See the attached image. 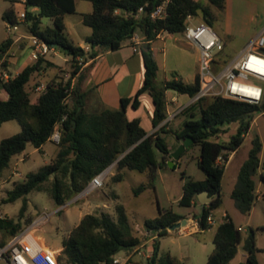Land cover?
Masks as SVG:
<instances>
[{
	"label": "trees",
	"instance_id": "trees-1",
	"mask_svg": "<svg viewBox=\"0 0 264 264\" xmlns=\"http://www.w3.org/2000/svg\"><path fill=\"white\" fill-rule=\"evenodd\" d=\"M88 1L92 2L93 10L82 13V21L92 29L91 35L86 39L90 44L89 50L75 45L65 33V15L76 13V0H27L29 29L50 45L60 46V51L71 56V76H74L83 65L78 63L79 56L84 57L86 61L97 55V48L117 50L141 28L147 41L142 47L144 83L133 97H122L119 108H105L100 111H88L85 108L86 94L77 89L72 90L71 78L67 82L54 78L47 84L37 102H33V88L29 86L32 76L44 68V62L47 65L52 64L43 58L27 65L15 78L3 84L9 97L0 99V124L16 119L22 129L0 141V171L7 168L11 159L22 153L29 143L36 148L45 145L50 141L57 124L61 123L62 138L55 159L39 170L28 173L4 199L5 202H10L23 197L21 214L27 208V195L40 191L43 184L52 177V197L62 206L80 194L98 174L114 162H117L114 181L122 180L123 170L127 168L148 173V182L135 188L136 194L148 186H153L158 169L163 162L170 159L171 151L178 146L170 149L169 143L160 135L168 130V125H162L155 133L148 134L139 118H128L127 108L130 105L138 108L140 96L149 93L155 105L153 125L157 127L167 118V90L194 96L200 88V83L198 77L195 82L188 83L182 77L177 79L174 76L158 84L159 64L151 49V41L164 31L183 32L189 15L196 17L202 12L204 21L211 24L215 17L214 10L223 11L226 8V0H207V3L196 0H169L166 16L152 19L146 12L151 13L162 0ZM141 6L144 7L143 15L137 17ZM34 7L38 8V12L31 10ZM44 17L51 18L53 24L43 27ZM3 18L14 23V8L6 10ZM12 42L13 38L8 37L0 44V50L9 47ZM218 59L225 62L229 58L221 51ZM196 110L200 112L198 118L195 117ZM263 111L264 100L260 104H253L223 96L213 97L211 100L209 97L202 98L182 110L190 112L192 118L186 120L180 129L175 130V136L179 143L190 136L194 140L193 144L201 145L199 166L204 170L206 177L202 180H186L180 204L191 206L199 202L198 194L205 190L214 195L212 201L202 208L201 214L195 215L201 229L209 228L208 215L222 204V178L230 154L240 148L256 116ZM231 123H238V128L230 140L222 143L211 139L224 130L223 126ZM262 146L260 136H254L248 157L239 170L231 193L236 207L244 214L250 213L258 198L255 176L260 167ZM156 150L161 153V162L157 160ZM220 155L224 158L222 163H218ZM261 181L264 183V174L261 175ZM116 212V219L107 212L85 214L63 240L59 255L60 264H114V257L120 251H129L141 246L143 238L135 234L124 205L118 204ZM185 218L187 217L172 209H159L158 216L145 221L146 230L152 236H158L154 238L153 254L147 264H181L180 260L170 253L160 255V237L168 233L170 226ZM28 222L31 223V220ZM26 226L12 218H0V229L5 235H14ZM241 241V230L228 215V220L216 229L215 248L205 264H231ZM244 250L246 259L241 264H260L257 256L260 250L256 245L254 230H251L246 238Z\"/></svg>",
	"mask_w": 264,
	"mask_h": 264
},
{
	"label": "rangeland",
	"instance_id": "rangeland-1",
	"mask_svg": "<svg viewBox=\"0 0 264 264\" xmlns=\"http://www.w3.org/2000/svg\"><path fill=\"white\" fill-rule=\"evenodd\" d=\"M207 3V0H203ZM87 5H91L90 1L79 0L78 12L68 16L69 19H79L80 12L86 10ZM14 8L15 11H20L21 6L13 4L10 0H0V44L9 36L7 30V21L3 18V13ZM215 9V8H214ZM215 17L211 20L212 28L219 34L223 43V53L228 58H233L239 54L241 43L251 33L255 32L259 27V23H264V0H234L232 9L227 13V10H214ZM227 15L229 27L232 26V31L227 37L223 29L226 25L224 18ZM203 19V13L200 12L198 16L191 20V23L198 24ZM49 24V18L42 19V26L46 27ZM20 29L15 31L17 35L24 33L25 25L19 23ZM83 29H90L88 26L81 24ZM78 34L81 32L78 30ZM138 32V31H137ZM183 36V35H180ZM186 43H190L184 40ZM184 51L187 58L192 57L191 48L185 46ZM264 50V49H263ZM26 51L24 58L27 56ZM56 62L65 66L66 69H72V62L65 63L57 58ZM23 57L20 63L14 66L15 72L21 70ZM65 71V70H64ZM60 71L58 73H64ZM162 74L160 73L157 79L158 84L162 82ZM126 74L122 72L119 75L124 77ZM170 75V72L168 73ZM44 77L38 75L34 78V82H41ZM173 92H171L172 94ZM6 97V92L0 87V97ZM32 99L34 95L32 94ZM213 97H209L211 100ZM150 99V98H149ZM148 97L144 98V108L140 110V115L144 116V126L148 127V120L146 118V108L150 105ZM189 100L187 95H180L179 103H184ZM195 117L200 115L199 110L195 111ZM132 112H128L131 117ZM190 112H180L170 121L165 132L160 135L170 145L175 146L178 142L175 136V130L180 129L184 122L191 119ZM151 126V125H150ZM238 123H231L223 126V129L218 136L212 137V140L219 142H226L230 140L232 135L237 131ZM22 126L16 119L10 120L0 124V141L8 136L20 132ZM259 135L263 148L260 153V167L255 176L257 183V194L254 206L250 213L244 214L238 210L235 201L231 197V192L235 186L239 170L243 162L247 159L249 150L251 148V140L254 136ZM194 143V142H193ZM191 144V146L181 155L175 162L174 166L165 165L164 162L157 171L153 186H148L139 194L135 193V188L149 180L148 173L139 172L136 170L124 169L123 179L114 181L112 173L117 171V162H114L109 171V175L105 179L102 187L97 188L91 192L86 191L78 199L76 195L66 204L59 206L52 197V184L54 178L45 182L40 191H33L27 195L28 204L25 212L21 214V208L24 205V198H18L14 201L5 202L8 192L14 186L22 182L28 173L39 170L43 165L50 163L55 159L59 146L48 141L42 148H36L29 143L26 149L14 156L10 164L3 171H0V215L1 218H12L15 221H21L24 226L31 224L33 220L39 219L48 214L47 220L32 230L31 233L38 240L43 241L52 249H60L63 246V240L70 234V232L79 224L80 220L86 213L100 214L102 212L109 213L114 219L117 218L116 206L118 204L124 205L126 208L129 221L134 229L135 234L143 238L141 246L132 250H122L117 256L129 259L124 264H147L148 260L153 254L154 240H150V232L146 230L145 221L155 218L159 215V209H172L174 212L189 217L195 218V215H200L202 212V204L196 202L191 206H183L180 204V199L183 195L184 184L187 179L192 178L201 180L206 177L204 170L199 166V158L201 152L200 144ZM157 160L161 162V153L156 150ZM24 158V159H21ZM20 173L19 176L17 173ZM264 174V111L256 116L253 121L251 130L247 134L243 144L234 158L227 165L224 178L222 181V204L215 208L212 213L216 216L217 221L221 220V213L226 210L231 219L240 228L242 234V241L238 247V253L232 260L231 264H241L245 259L244 243L251 230H254L256 237V245L260 251L257 256L260 264H264V183L261 181V175ZM99 204V205H97ZM87 207H89L87 209ZM31 220V223L28 222ZM182 221V220H181ZM192 225L189 220L184 227ZM218 225L210 227L198 233L181 232L179 229L169 231L160 237V255L170 253L177 257L181 264H205L208 257L215 248L214 236ZM4 231L0 229V237H6ZM147 240H145L146 238ZM24 242L35 250V245L30 238H26ZM0 264H7L3 261Z\"/></svg>",
	"mask_w": 264,
	"mask_h": 264
},
{
	"label": "crops",
	"instance_id": "crops-1",
	"mask_svg": "<svg viewBox=\"0 0 264 264\" xmlns=\"http://www.w3.org/2000/svg\"><path fill=\"white\" fill-rule=\"evenodd\" d=\"M85 1H88V0H85ZM196 1H203V0H196ZM78 2L79 0H76V13L78 12L77 10ZM233 4H234V0H226L227 13L230 9H232ZM85 7H86V10H83L82 12H80V17L78 20L77 19L68 20V16H71L72 14L65 15V19H64L65 26H66L65 33L67 37L70 39V41H72L75 45H79L83 47L85 50H89L90 44L87 42L86 39L89 35H91L92 29L89 26L88 27L90 29H83L81 27V24L83 23L82 13L91 12L93 10L92 2H91V5H87ZM32 10L34 12H38L37 7L32 8ZM76 13H73V14H76ZM142 15L143 13L137 14V17H141ZM223 18H224V22L226 23L223 29V32L227 37H229V33L232 31V26L229 27L227 15ZM203 21L204 19H202L200 22H203ZM52 24H53V21L51 18H49V24L47 26H51ZM191 24H194V23H191ZM24 25L26 27V30L24 33H26L28 30V26L27 24H24ZM209 25L212 27L211 24ZM78 30L81 32V34H78L77 32ZM263 30H264V23L260 22L257 30L251 33L250 35H248L247 37H245V39L241 43V46L239 48V54L242 53L247 48L249 42L252 39H254L257 35H259ZM136 35H138L142 39V42L140 44H134V42L131 39H128L124 41L122 44V47L117 50H102L100 48H97L96 49L97 55L94 58L87 59L85 63L82 65L79 72L74 76H71L72 69L68 70L65 68V66H62L61 64L56 62L57 58L61 59L65 63H68L69 61L71 62L70 55L58 49L57 52L50 53L42 57L45 61H49L52 64L47 65L46 62H44L43 64L44 68L40 70L39 72L34 73V75L32 76L29 86L30 88L31 87L33 88V95H34L32 99L33 102H37L38 97L46 90L47 84L50 81H52L54 78H57L58 81L62 80L64 82H67L71 78L72 90L77 89L79 92L86 94L85 108L88 111H100L105 108H119L121 104V98L122 97H133L136 91L144 83L145 66H144V60L142 56V47L146 44L147 41H146L145 35L141 28H139L138 32H136ZM180 35H183V32L170 33V32L164 31V32H161L154 40L151 41V49L153 51L155 59L157 60L159 64V71H158L157 79L159 78L160 73L163 71V74L161 76L162 81L172 79L175 76L177 79L182 77L186 82L193 83L195 82L198 76V61H199V54H200L199 47L196 44L191 43V42L186 43L184 41L185 40L184 36H180ZM24 45L25 43L23 44V46ZM135 45L137 47L136 51L134 50ZM185 46L191 48L192 50L191 58H187V56L185 55L184 53V51H186V49L184 48ZM26 51H28L27 56L26 58H24V53ZM22 57H23V63H22L21 70L27 65L33 64L36 62V61H31V59L29 58V49L24 48V50L19 51V59L16 61V64H14V66L20 63V61L22 60ZM21 70H19L17 73H19ZM60 71H64V73H58ZM122 72H124L126 75L124 77L119 78V75ZM169 72H170V75H168ZM38 75L44 78L42 79L41 82L35 83L34 78L37 77ZM39 86H43V88L41 90H38ZM171 92L173 93L171 94ZM180 95H187L189 97V100L184 103H179ZM8 97L9 95L6 92V97L1 96L0 99H6ZM147 97L148 99L150 98L149 100H151L150 105L147 106L146 108V118L148 120V127L144 126V116L140 115V110H143L144 108L143 100L144 98H147ZM171 99H174V101L171 102ZM166 100H167L168 110H178L182 108L183 106L187 105L188 103H190L191 96H189L188 94H181L175 90H167ZM69 102H71V100ZM154 109H155V105H154L152 96L146 92L140 96V105L138 108H134L131 105L128 106L127 116H128V112L131 111L132 112L131 117L128 116V118L130 120L134 118H139L143 128L148 132V134H152V133H155L157 130V127H154L153 125ZM182 142L183 141H181L180 143L177 142L175 146H172L169 144V148L173 149L176 146H179ZM239 149L230 154L228 161L226 162L225 171H226L227 165L234 158V155L238 153ZM21 159H24V158H21ZM161 160H162V156H161ZM113 174L115 173H112V175ZM223 178H224V175H223ZM223 178H222V181H223ZM194 204H196V202ZM88 208L89 207H87V209ZM224 213H227L228 215H230L226 210H223L220 215L221 219ZM189 220L191 221L192 225L190 227L179 228L181 232L198 233V232L203 231V229H201L199 225L197 218L189 217L187 219V223ZM157 237L158 236L156 235L152 236V234H150V238L147 242H149L150 240H154V238H157ZM43 244L48 249L56 250L59 253L62 250V248L52 249L51 247L46 245L44 242ZM245 259H246V254H245ZM245 259L243 260V262L245 261Z\"/></svg>",
	"mask_w": 264,
	"mask_h": 264
},
{
	"label": "built area",
	"instance_id": "built-area-1",
	"mask_svg": "<svg viewBox=\"0 0 264 264\" xmlns=\"http://www.w3.org/2000/svg\"><path fill=\"white\" fill-rule=\"evenodd\" d=\"M10 1L22 8L18 12L14 10L16 18L14 23L7 22V30L9 36L13 38V42L6 49L0 50V87L3 90V84L9 82L18 74L15 72L14 64H16V61L19 59V51L28 48L31 61H37L50 53L58 51L56 46L50 45L47 41L31 32L29 29L27 0ZM168 1L169 0H162V2L149 13L152 19L166 16ZM143 12L144 7L141 6L138 10V14ZM193 18L194 16L192 15L187 17V26L183 31V36L185 40L199 47L200 54L197 77L199 79L200 88L194 96H191V101L187 105L178 110H168L167 108V118L157 126V130L162 125H168L185 107L205 97L223 96L253 104H260L264 100V30L249 42L247 48L242 53L223 62L218 59V54L224 50L222 39L215 30L204 21L198 24H191L190 21ZM19 23L27 24L28 30L26 33L16 34L15 31L20 29ZM131 40L134 44H140L142 42V39L136 34ZM24 43L25 45L23 46ZM134 50H137L136 45L134 46ZM78 63L84 64V57L79 56ZM42 88L43 86H39L38 90ZM173 101L174 99H171V102ZM61 138V123H59L52 133L50 140L58 145L61 142ZM223 161L224 158L220 155L218 157V163H222ZM110 169L98 174L84 189L81 195L86 191L91 192L102 187L105 183V179L109 175ZM17 174L21 176L19 172ZM1 217L2 215H0V218ZM47 218L48 214L33 220L31 224L14 235H7L3 238L0 237V262L3 261L7 264H60L59 255L61 252L45 249L43 242L35 238L31 233L32 230L44 223ZM226 220H228L227 213H224L222 219L218 222L216 216L211 212L207 217V226L209 228L216 224L219 226ZM26 238L31 239L35 245V251H32L30 246L24 242ZM128 259L129 256L125 259H121L115 255L113 263L124 264Z\"/></svg>",
	"mask_w": 264,
	"mask_h": 264
},
{
	"label": "water",
	"instance_id": "water-1",
	"mask_svg": "<svg viewBox=\"0 0 264 264\" xmlns=\"http://www.w3.org/2000/svg\"><path fill=\"white\" fill-rule=\"evenodd\" d=\"M146 15H149L148 11L146 12ZM57 48L60 49L61 47L57 46ZM193 142H194L193 138L188 136L185 140H183V142L174 151L170 153L171 158L167 160L166 162H164V164L174 166L175 162L181 157V155L186 151V149L191 146ZM112 165H110L105 171L109 170ZM83 192L84 190L77 196V198L81 196ZM198 198L202 206L205 207L207 204H209L212 201V199L214 198V195H210L209 191L205 190L198 194ZM186 223H187V219H183L182 221H179L175 223L174 225L170 226L168 230L175 231L181 228L182 225H185Z\"/></svg>",
	"mask_w": 264,
	"mask_h": 264
},
{
	"label": "bare ground",
	"instance_id": "bare-ground-1",
	"mask_svg": "<svg viewBox=\"0 0 264 264\" xmlns=\"http://www.w3.org/2000/svg\"><path fill=\"white\" fill-rule=\"evenodd\" d=\"M30 248H31V247H30ZM45 249H48V248L45 246ZM31 250H32V251H35V250H33L32 248H31Z\"/></svg>",
	"mask_w": 264,
	"mask_h": 264
}]
</instances>
